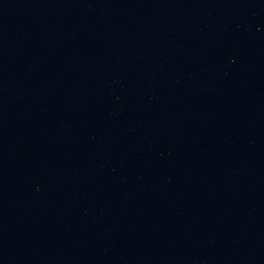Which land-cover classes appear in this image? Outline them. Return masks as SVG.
<instances>
[{
  "label": "water",
  "instance_id": "95a60500",
  "mask_svg": "<svg viewBox=\"0 0 264 264\" xmlns=\"http://www.w3.org/2000/svg\"><path fill=\"white\" fill-rule=\"evenodd\" d=\"M0 264H264V0H0Z\"/></svg>",
  "mask_w": 264,
  "mask_h": 264
}]
</instances>
